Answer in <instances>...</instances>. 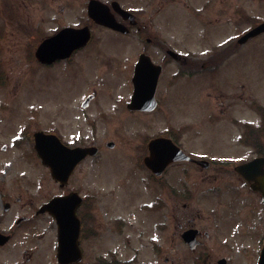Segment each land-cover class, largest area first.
I'll return each mask as SVG.
<instances>
[{
	"label": "rangeland",
	"instance_id": "obj_1",
	"mask_svg": "<svg viewBox=\"0 0 264 264\" xmlns=\"http://www.w3.org/2000/svg\"><path fill=\"white\" fill-rule=\"evenodd\" d=\"M117 1L136 15L135 26L129 25L128 32L121 34L93 24L90 44L69 61L44 66L33 57L40 37L61 26L90 22L87 0H0V195H28L37 204L67 189L51 178L31 150L34 130H52L72 145L99 147L97 155L77 167L73 178L78 186L82 179L81 193L93 198L84 239L91 256L108 247L114 255L107 257L115 259L114 264H210L221 256L227 258L226 264H255L257 239L264 232V203L248 192L251 189L233 165L256 155V141L251 143L248 137L239 141L242 122L262 136L264 151V122L259 125L264 115V32L246 40L230 56L221 47L231 40L237 48L235 36L256 20H264V0ZM167 50L201 59L215 51L218 67L211 72L205 66L194 76L183 73L173 80L169 73L175 66L168 64L158 88L159 107L149 113L127 111L125 100L132 87L127 69L134 53L149 52L160 59L158 53ZM195 78L199 81L193 82ZM88 94L94 97L82 108ZM216 94L220 97L214 98ZM179 129L186 152L216 162L214 169L191 168L188 181L195 185L193 197L185 199V207L181 201L178 205V219L193 218L209 233L203 240L210 248L199 252L207 256L200 255L196 262L180 250L183 245L172 235L176 201L170 202L171 190L179 184L174 175L181 169L168 171L169 203L159 209L155 203L160 188L138 165L147 136L161 130L175 135ZM15 138L21 139L18 145ZM108 141L114 145L108 146ZM220 160L229 163L218 164ZM213 174L221 179L216 181ZM251 213L258 233L253 238L243 234L241 223L246 217L249 221ZM162 214L164 220L168 214L167 230L161 227ZM236 222L241 230L233 232Z\"/></svg>",
	"mask_w": 264,
	"mask_h": 264
},
{
	"label": "flooded vegetation",
	"instance_id": "obj_2",
	"mask_svg": "<svg viewBox=\"0 0 264 264\" xmlns=\"http://www.w3.org/2000/svg\"><path fill=\"white\" fill-rule=\"evenodd\" d=\"M75 54L76 52H74L70 56V58L66 60L67 61L71 60L73 56H75ZM141 54H145L149 56L154 63L159 64L161 66L160 81L162 78L166 76V74L164 73L167 72L166 71L167 65L171 63L172 65L175 66V68L171 70V72L169 73V75L171 76L173 73H177V72L181 73V75L183 73H186V75L188 76L190 74L191 76H194L196 75V73H198V71H201L205 66H207V68L211 72L212 70L215 69L212 59H207L206 64L205 62L201 63L198 55L184 56L181 52H179V54L175 52H161V53H158L160 56V59H157V58H154L153 55L150 54L149 52H138L136 55L134 53L133 61L129 65V68H128L129 70L127 69V75H130V78L128 79V81L132 86L134 85L133 84V74H134V69H135V63ZM211 55H213V53H209L208 58ZM37 62L38 64L45 66V64H41L39 61ZM54 63H51V64H54ZM196 81H199V79L198 78L193 79V82H196ZM131 90H132V87H130V93H131ZM215 90H216V87H215ZM242 94L243 92L241 91L240 96ZM216 95L214 96V98L220 97L219 95L217 96ZM161 96L162 94L157 92L156 94L157 105L152 111H154L155 109L159 107V103H161L162 101ZM93 97L94 96L92 94L91 99ZM230 97H232L231 93H230ZM90 100L88 101L87 106L89 105ZM225 111H226V107L220 110L222 114H224ZM131 112H135V111H131ZM179 130L180 131L177 130V133L175 135H173L174 134L173 132L166 133L167 131L163 132L161 130L155 135L147 136L144 140V144L142 148L143 152L140 154V160L138 162V165L142 166L140 168L145 169L147 178L151 181L153 180L154 182H156L155 183L156 186L160 188V196H159L160 199L157 201V203H155V207L159 206V209H163L167 207L169 203V194H168L169 184L166 178V176L169 175L168 171L172 170V168L174 167L181 169V171L177 172L174 175L177 180V183L179 184L177 186H173L171 190L173 198L171 197L170 202H172L173 199H175L174 201H176V204H174L175 206L172 207V214L174 215V218H175V223L173 224L174 231L172 232V235H173V238L176 237L179 240V242L181 243V246L183 245V248L180 250L184 249L188 258L196 262L199 259L200 255H203L205 257L207 256L206 251H205L206 253H203V254L201 253L199 254V252L201 250L200 248H205V249L210 248V245L208 244V242L203 240V237L209 236L208 235L209 233L207 232V230L205 231L201 230L200 227L196 226L195 221H193V218L186 217V218L178 219L177 215L181 214V211L178 207V205L180 204V201H181V206L183 205V207H185L186 206L185 199H188V197L190 196L193 197L192 195L194 192L193 190L195 189V185L193 186L188 181L189 176L191 175V168H195V167L199 168L201 166L192 160L171 161L165 165V167L163 168L160 174L156 175L146 166L144 162V158L151 155L148 149V145H147L148 142L151 140V138H155L158 136L170 138L185 153H187L189 156L193 158H197V159L205 158L204 155L195 157L189 154L188 152H186L185 146H182L180 142L181 140L180 135L181 133L183 134V130L182 129H179ZM65 143L69 145L70 147L88 145L84 143L74 144V145L67 143V142ZM5 147L6 146H3V148ZM163 156H164V153H162L161 157ZM86 158L87 157L83 158L76 165V167L70 174L67 183L64 186H62L67 189L64 190L62 193H59V194H67V193L72 192L73 190H76L79 193V196L81 197V202L77 209V213L81 221V226H83V236L84 237L81 238L80 240V248L82 250V257L79 263H69V264H114L115 259L108 258V257H113L114 255L113 249H110L107 247L103 250L104 252L100 251V253L99 254L96 253L98 255L94 257V256H91V253L87 249L88 247L85 245L86 237H88V234L86 233L88 232V220H92L91 215H93V208H92L93 203L89 201L91 200L90 198H92V196H89V194H87L86 192L81 193L82 186L85 185V182L82 179H81L80 186H78L76 184H73V178H74L75 170L77 169L78 166H80L83 163V161ZM208 162L209 164L207 167L212 166L214 169L216 162H212L211 160H209ZM228 163H229L228 161H221V160L218 162V164H228ZM217 168L221 170L226 169L224 166H218ZM212 177L216 181H219L221 179V177L219 175L216 176V174ZM216 185L217 184L211 185L210 189H212L214 186L216 187ZM246 185L249 187V184L247 182H246ZM181 190H183L182 194H181ZM248 192H251V193H254L260 196L259 192L257 191L249 190ZM52 196L53 195H50V197H48L44 201H41L36 204L35 201L28 195L27 197H23L22 194H18L15 197H13V195L4 194V193L0 195V201H1V206H0V264H62L57 261V240H56V227H55L54 218L47 211L40 210L41 206L45 204ZM235 196H239V199L241 198V194L238 192L235 194ZM231 206L233 207L232 204H228L229 209H231ZM251 208L253 207L250 206L247 209V211L250 210ZM9 214H11V217L9 218L10 223L5 224ZM252 216H253V213H251L249 221L247 220V217L244 219V221L240 220L242 225L244 226L243 234L249 235L251 238H253L257 233V227H256L255 222H253L254 217L252 218ZM165 217H166L165 220H164V216H163V219L161 220L162 221L161 227L167 230V228L169 229L168 227L169 224L167 223L168 214H165ZM117 221L119 220L117 219ZM224 224L227 225L230 223L225 221ZM233 225L232 227L235 228L233 232L241 230L240 227L239 228L237 227V222L235 224L233 223ZM92 226L93 225H91V231L94 233V231L92 230ZM93 229L98 230L99 231L98 235H100L101 232H100L99 227L95 225ZM118 231L119 229H114V232L118 233ZM3 236H7V238L5 239V241L2 242L1 240L4 239ZM257 243L258 245L256 244V248H258L257 252L259 253L258 250H260L259 249L261 247L260 244L263 243L262 235L257 239ZM15 250L18 252L17 255H15ZM110 250L112 251L110 252ZM257 252L255 256H257ZM190 254H192V256H190ZM205 257L203 259H205ZM168 260H169V256L166 255L164 257V261H168ZM217 260L218 258H215L213 263H210V264L216 263Z\"/></svg>",
	"mask_w": 264,
	"mask_h": 264
},
{
	"label": "water",
	"instance_id": "obj_3",
	"mask_svg": "<svg viewBox=\"0 0 264 264\" xmlns=\"http://www.w3.org/2000/svg\"><path fill=\"white\" fill-rule=\"evenodd\" d=\"M113 7L124 17L132 19L133 15L123 9H119L116 2ZM87 13L95 22L106 25L116 30L125 31L123 25L116 22L113 14L110 13L107 5L97 0H90L87 5ZM132 22V21H131ZM264 30V23L251 30L247 36L257 34ZM89 39V29L64 27L56 34L43 39L35 50L36 58L42 63H50L55 59L65 58L76 48L83 46ZM142 66H148L143 57L136 66V83L134 92L127 104L129 109H151L155 105L153 94L156 85V76L143 79L141 74ZM141 74V75H140ZM143 80V81H142ZM142 81V82H141ZM147 81V82H146ZM89 97L83 103L86 105ZM35 149L42 162L51 171L54 179L61 184L66 182L75 164L87 154L93 155L97 149L90 147L69 148L62 144L53 134L35 133ZM108 142V146H112ZM150 156L145 157V163L155 171L160 173L165 164L172 159H183L188 156L183 154L169 139L159 137L151 140L148 144ZM162 153L164 156L161 157ZM206 164V162H200ZM241 175L251 182V187L259 190L264 198V157H256L251 161L237 167ZM80 199L76 194L54 197L52 202L46 204L44 209L49 210L56 218L57 238H58V260H76L80 258L78 247L79 221L75 215V210ZM258 264H264V246Z\"/></svg>",
	"mask_w": 264,
	"mask_h": 264
},
{
	"label": "trees",
	"instance_id": "obj_4",
	"mask_svg": "<svg viewBox=\"0 0 264 264\" xmlns=\"http://www.w3.org/2000/svg\"><path fill=\"white\" fill-rule=\"evenodd\" d=\"M257 134H258L257 132H251L250 135L253 137L252 140L255 141L256 140V137H259V136H257Z\"/></svg>",
	"mask_w": 264,
	"mask_h": 264
}]
</instances>
